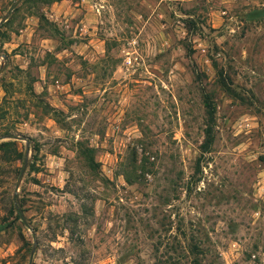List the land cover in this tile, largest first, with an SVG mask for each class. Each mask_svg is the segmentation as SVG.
Segmentation results:
<instances>
[{"label":"rangeland","instance_id":"rangeland-1","mask_svg":"<svg viewBox=\"0 0 264 264\" xmlns=\"http://www.w3.org/2000/svg\"><path fill=\"white\" fill-rule=\"evenodd\" d=\"M0 67V264H264V0H19Z\"/></svg>","mask_w":264,"mask_h":264},{"label":"trees","instance_id":"trees-1","mask_svg":"<svg viewBox=\"0 0 264 264\" xmlns=\"http://www.w3.org/2000/svg\"><path fill=\"white\" fill-rule=\"evenodd\" d=\"M207 107V110H208V114H209V117H210V114H211V105L209 103H206L205 105ZM8 132V130H3L1 131L0 133H6ZM212 130H211V125L209 123H207L204 127V136H203V140L200 142V148H201V151H206L208 150V147L209 145L211 144V141H212ZM6 146H11L12 147V151H14L17 155L21 154L20 151H17L16 148H15V142L14 140H5V141H1L0 142V148L2 147H6ZM16 217H18L16 215ZM188 252L191 254L190 256V259H191V264H200V262L198 261L196 255H195V248L191 249V248H188ZM161 264H164L162 261L160 262ZM168 264H171V262H167Z\"/></svg>","mask_w":264,"mask_h":264},{"label":"water","instance_id":"water-1","mask_svg":"<svg viewBox=\"0 0 264 264\" xmlns=\"http://www.w3.org/2000/svg\"><path fill=\"white\" fill-rule=\"evenodd\" d=\"M18 1H19V0H12V1H11V3H10L9 6L7 7L5 13L0 17V23L6 19L8 13L14 8V6L16 5V3H17ZM1 68H2V67H0V71H1ZM3 137L23 138L21 135H18V134H15V133L1 134V135H0V138H3ZM24 167H25V161L23 162L22 167H21V169H20V171H19V173H18V175H17V177H16V179H15L14 187H13V193H16V189H17L18 183H19V181H20V178H21L22 172H23V170H24ZM15 199H16V205H17V207H16V212L18 213L21 222H22L24 225H26V226L30 229V231H31V238H32V241H33V243H35V235H34V231H33L32 227L27 223V221H26L24 215L22 214L21 209H20V207L18 206L17 198H15ZM32 253H33V247L31 248V250H30V252H29V256H28V260H27V263H26V264H30Z\"/></svg>","mask_w":264,"mask_h":264}]
</instances>
